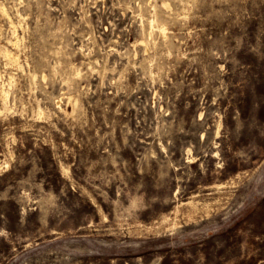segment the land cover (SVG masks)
Returning a JSON list of instances; mask_svg holds the SVG:
<instances>
[{
  "label": "rangeland",
  "instance_id": "374dc122",
  "mask_svg": "<svg viewBox=\"0 0 264 264\" xmlns=\"http://www.w3.org/2000/svg\"><path fill=\"white\" fill-rule=\"evenodd\" d=\"M263 200L264 0H0V264H264Z\"/></svg>",
  "mask_w": 264,
  "mask_h": 264
},
{
  "label": "bare ground",
  "instance_id": "6f19581e",
  "mask_svg": "<svg viewBox=\"0 0 264 264\" xmlns=\"http://www.w3.org/2000/svg\"><path fill=\"white\" fill-rule=\"evenodd\" d=\"M3 10V9H2ZM3 14H5L4 12H3ZM11 57H15V56H12V55H10ZM14 60V59H13Z\"/></svg>",
  "mask_w": 264,
  "mask_h": 264
},
{
  "label": "trees",
  "instance_id": "16d2710c",
  "mask_svg": "<svg viewBox=\"0 0 264 264\" xmlns=\"http://www.w3.org/2000/svg\"><path fill=\"white\" fill-rule=\"evenodd\" d=\"M263 202H264V200H263Z\"/></svg>",
  "mask_w": 264,
  "mask_h": 264
}]
</instances>
